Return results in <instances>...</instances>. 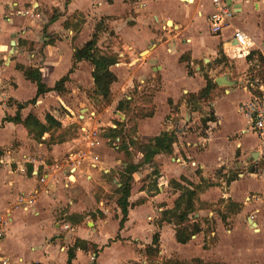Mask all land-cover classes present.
<instances>
[{
    "label": "crops",
    "instance_id": "0c3cea01",
    "mask_svg": "<svg viewBox=\"0 0 264 264\" xmlns=\"http://www.w3.org/2000/svg\"><path fill=\"white\" fill-rule=\"evenodd\" d=\"M227 2L235 13L232 25L215 35L209 28L213 11L209 0H0V217L5 222L0 264H67V251L76 240L89 247L76 250L71 264H148L144 249L156 232L160 261L264 264V171L259 168L264 143L245 133L247 125L239 136L220 139L218 100L231 91L237 94V84L248 96L246 101L250 97L245 81L241 85V78L228 67L206 66L216 62L222 50L226 59L237 60L229 61L234 66L231 70L241 69L246 79L255 64L241 54L228 58V43L236 28L264 44V0ZM99 22L104 29L97 48L101 54L117 57L110 67L117 80L110 86L111 101L96 109L88 96L94 91L93 67L87 61L73 67V52L91 38ZM11 41L15 45L8 60ZM22 68L37 69L47 88L64 76L68 81L64 95H56L54 101L47 98L54 92L38 97L34 106L20 110L21 119L32 114L44 124V117L28 112L30 107L43 111L41 106L49 102L64 112L62 118L51 114L57 120L78 116L80 126L96 128L93 146H85L81 133L73 141L78 147L65 140L47 146L43 142L47 134L36 139L20 123L1 125L36 95L35 84ZM205 74L214 83L227 76L234 84L223 86L222 94L211 103L215 121L208 123V131L191 133L198 111L189 109L184 96L205 88ZM23 89L29 92L24 95ZM246 101H238L236 112ZM119 103H123L122 110H117ZM141 112L151 116L137 119L133 115ZM118 116L124 118L119 125ZM117 126L121 136L111 138ZM162 132L176 134L173 152L145 160L135 145L149 144ZM245 135H254L258 145L241 142ZM32 146L38 151L36 158L26 152ZM79 152L81 165L73 171L70 155ZM127 164L137 168L131 175V206L120 228L117 189ZM155 169L157 177L152 176ZM232 172L239 179L227 185L224 178ZM181 178L193 185L201 178L214 184L198 196L199 203L212 209H198L192 215L202 230L203 219L211 216L215 221L210 234L215 240L208 248L204 230L179 244L173 224L157 227L162 212L171 210L180 195L170 182L186 185ZM20 198L26 201L24 209L17 204ZM220 200L241 205L237 215L226 218V228L215 210ZM137 201L142 203L134 205Z\"/></svg>",
    "mask_w": 264,
    "mask_h": 264
},
{
    "label": "trees",
    "instance_id": "16d2710c",
    "mask_svg": "<svg viewBox=\"0 0 264 264\" xmlns=\"http://www.w3.org/2000/svg\"><path fill=\"white\" fill-rule=\"evenodd\" d=\"M101 23H98L95 26V30L91 35V38L79 49H75L73 52V67L81 61L89 62L92 67V79L94 84V91L93 93L99 97H101L105 102H110L111 100V91L110 86L113 84L117 79L116 76L110 71V67L113 66L116 61L117 57L115 56H108L106 54H101L97 48V40L101 30L104 29ZM254 55L250 54L246 57L247 61H253ZM254 68V69H253ZM253 70L257 71V75L260 79H264V61L257 55L256 57V64L252 67ZM24 76L30 80L36 86V95L35 97L20 105L14 115V117H5L2 120V124L5 122H12V123H20L24 126V128L29 132L34 134L36 139H40V137L44 134H48L51 132L52 129H57L61 127V123L59 120L54 118L51 114L47 113L44 116L45 123H41L34 115L28 114L25 119H21L20 110L25 108L28 104H33L37 100L38 97L43 96L46 93L54 92V94L59 95L60 93L64 92V85L68 81V76L62 77L58 80L53 88H47L41 81L40 72L37 69L27 68L23 69ZM189 70V68H188ZM250 69V71H253ZM190 74V73H189ZM204 80L206 82L205 88L201 90L198 94H188L186 95V104L192 111H197L198 109V102L204 98H207L212 89L216 88V84L209 79L207 76H204ZM127 103V101L125 102ZM197 105V106H196ZM123 109V103H119L117 106V110ZM151 113H146L143 117H149ZM214 116L212 113L208 115L207 118H204L201 122L205 126L209 122H214ZM119 125V122L117 123ZM115 129V134L110 135L111 138H116L121 136L120 130ZM52 139V138H50ZM177 137L174 132H162L160 135L156 136L151 140L149 144L146 145H139L138 150L144 155L145 160H150L154 156L158 154H171L173 152V145L176 142ZM64 141V137H61L55 143H62ZM124 145V144H122ZM137 166L133 164H127L123 169V174L121 175V185L117 189V204L121 211V218L119 221V227L122 228L124 222L127 219V212L128 208L131 206L128 202V198L130 196L131 191V182L132 177L131 175L135 172ZM158 172L156 169L152 172V176L157 177ZM236 178L231 176L226 180V184L229 185L231 182L235 181ZM181 181L184 182L186 185H181L178 182L171 181V185L173 188L177 189L180 192L179 197L174 202V207L171 210H166L162 212V217L160 220L157 221V227H161V225L165 222L168 224H173L175 226V239L179 244H186L192 236L201 233L203 230L200 224L193 222L190 224V215H193L197 210L196 203H199V194L204 190L208 189L209 187L214 186L213 183L204 180L203 178L200 179V183L197 185H193L191 183L186 182L185 179L181 178ZM142 201H137L134 205L141 204ZM227 204L226 213L234 214L238 213L241 209V205L233 203L230 200H220L218 204ZM204 207H209L207 204H201ZM220 215V214H219ZM226 214L221 213V220L224 222L226 220ZM71 216L69 219L72 222H77L75 218ZM75 217V216H74ZM80 221L82 218H79ZM187 224V226H185ZM206 233V231H205ZM159 243V234L156 232L152 237L151 245L146 246L144 249V256L149 260V258L156 257L159 253L158 248ZM88 244L81 240H76L72 247H70L67 251V264H71V261L75 257L76 250H88ZM93 247V246H92Z\"/></svg>",
    "mask_w": 264,
    "mask_h": 264
},
{
    "label": "rangeland",
    "instance_id": "374dc122",
    "mask_svg": "<svg viewBox=\"0 0 264 264\" xmlns=\"http://www.w3.org/2000/svg\"><path fill=\"white\" fill-rule=\"evenodd\" d=\"M99 23H101V24H99L100 27H101L103 25V23L102 22H99ZM7 50H8V54H9V50L10 49L8 47H7ZM11 57H12V54L11 55L9 54L8 57H6V58L8 60H10ZM229 61L233 63V62H235L237 60L235 59V61H234V60H228V59H226V57H224V55L222 53V50H221L219 52V56L217 58V61L216 62H210L206 66L208 68H211V69H215V67L216 68L217 67L219 68V67L226 66V67H228L230 69V72L233 73L235 77H240L241 78L240 84L241 85H244L245 75L240 73L241 69H238L239 71L237 70V73L235 71L233 72V70H231V69L234 68V66H233V64L230 65L229 64ZM0 63H2V62H0ZM252 66H250L251 70L254 69V68L252 69ZM201 67H202V65H201ZM242 68H243V66H242ZM221 70L222 71L220 73L223 72L224 68H222ZM188 71H189V73L191 75L193 74V71L191 70V68H189ZM253 71H255V70H253ZM253 71H251V73H253ZM205 76H207L209 78V76L207 74H205ZM236 89L238 90V93L237 94H235L234 91H231V94L230 95H226V96L224 95V96L221 97L220 100H218L217 106H218V109H219V117H220V119L222 121V125H221V128H222L221 134L222 135L220 136V139L223 140V141H225L227 135L239 136L240 130L243 127L246 126V120L236 112V106L239 103L238 101L240 99L242 101H246L247 98H248V96L246 94H244V92L241 90V87L238 84L236 85ZM222 90H224V87L223 86H221L220 88H217V86H216V88H214V89L211 90V92H210V94H209V96L207 98H204V99L200 100L197 103L198 106L197 105L196 106L198 107V109H197L198 112H197V115L194 118L195 119V122L189 128V131L191 133H198L199 132V133L205 134V132L208 131L206 129L208 127V124L204 126L201 121L204 118H207L210 113H212V116H213V109L211 107V103L213 102L214 98H216V97H218V96H220L222 94ZM231 90H235V89H231ZM28 92L29 91H27L26 89H23V94L24 95H26V93H28ZM64 93H65V89H64V92L60 93L59 95L60 96L61 95H64ZM142 93H143V91H142ZM50 95H52V97ZM50 95H48L49 97H47V98H50L51 101L52 100L54 101L55 98H56V94H50ZM88 96L90 98V102L94 105V107L96 109H101L107 103H109V102H105L102 98L100 99L99 97L95 96L93 93L88 94ZM186 97L187 96L185 95L184 96V100H186ZM139 98L142 99V97H139ZM144 100H146V98H144ZM129 102L130 101H127V103H129ZM34 105L35 104H33L31 106H34ZM43 105L41 106V109H43V111L38 112L36 110V107H34V108H31L30 107V109H29L30 112H28V113H33V114L35 113V115L40 114L42 117H44L45 114H47V113L53 114V115H57L60 118H62L61 116L64 115L63 114L64 112L63 113L60 112L61 110H59L56 106L53 107L51 105V103H49V102L46 103V105H44V106ZM27 107L29 108V106H27ZM26 113H27V111H24L22 114H26ZM144 114H146V113L141 112V113H138V114L137 113H134L133 115L137 119H139V118L143 117ZM126 116H128V115H126ZM115 121H116V119H115ZM132 121H135V120L132 119ZM70 124H72V125H67L65 128L60 127V128H57V129H52L51 132L46 135V140L43 141V142H45V145H47V146L53 145L61 137H64V140L65 141H68L71 144H73L76 147H78L77 142L74 143L73 141L79 138V136H80V127L81 126L78 123H76V122H73V123H70ZM50 138H52V139H50ZM37 142L38 141H36V143ZM241 142H243L244 144H247V145H251L253 147H256L258 145V140L255 138L254 135H245V136H242ZM34 146H32V150H27L26 152H27V154L30 157L36 158L38 151H36V148H34ZM135 147H137V149H138L137 144L135 145ZM237 162L234 161V164H236ZM259 164H260L259 165V168L262 171H264V161H261ZM242 171L244 172V170H242ZM231 176L235 177L237 180L239 179L238 175L235 172H232L231 174H229L227 177L224 178V181H226ZM255 196H257V195H255ZM197 208L198 209H206V210H211L212 209L211 206H209L207 208V207L202 206L201 204L200 205H197ZM226 209H227V204L226 203L217 204L215 210L217 211L218 220L219 219L220 220L222 219L221 216H220L221 213L226 214L225 216L227 217V219L232 218L233 216L237 215V213H234V214H228V213H226ZM197 212L198 211H196V213ZM192 218H193L192 215H190V218H189L190 219V224L193 223ZM226 221L227 220H224V222H223L224 225H225V228L228 226V223ZM203 223H204V228H203L204 234H205L206 237H209L207 239V242L205 241L206 244L204 246H205V248H208V246L209 245H212L213 242H214V240H215V238H212V236H210V234L213 233L214 230H215V221L210 216L207 219H203ZM244 224L246 225L245 222H244ZM185 226H187V224ZM205 231H206V233H205ZM147 261H148V264H174V261H167V262L164 261V260L160 261L158 255L156 257L149 258V260H147Z\"/></svg>",
    "mask_w": 264,
    "mask_h": 264
},
{
    "label": "built area",
    "instance_id": "2783aa9c",
    "mask_svg": "<svg viewBox=\"0 0 264 264\" xmlns=\"http://www.w3.org/2000/svg\"><path fill=\"white\" fill-rule=\"evenodd\" d=\"M209 5L212 8V13L208 17L209 28L212 34H220L223 30L227 29L232 25V19L234 17V11L230 3L227 0H209ZM236 41V46L231 47L230 42L228 43L229 50L231 52V57L227 54V57L234 59L235 54H241L245 57L250 54L255 53L254 60L251 63H256L257 55L264 61V44H259L251 37L246 35L240 29H233L231 40ZM230 40V41H231ZM227 51V52H228ZM226 52V53H227ZM245 90L249 93V100L243 103H240L237 107V113L246 120L247 131L245 133H251L259 137L261 142L264 143V79H260L257 75V71L249 73L245 79ZM79 122L80 119L78 116H69L62 119L60 123L64 125L65 122ZM118 122H124V118L121 116L117 117ZM80 133L84 138L85 146L91 147L94 144V138L97 135V129L87 130L84 127H80ZM117 142H115V147H117ZM71 165L73 164V171L75 168L81 165L80 152L77 154L70 155ZM1 163V161H0ZM44 178H41V182H44ZM32 203L31 201H28ZM26 203L23 199H18L17 204L26 208L24 204ZM5 222L4 219L0 217V250L1 243L5 237Z\"/></svg>",
    "mask_w": 264,
    "mask_h": 264
},
{
    "label": "water",
    "instance_id": "95a60500",
    "mask_svg": "<svg viewBox=\"0 0 264 264\" xmlns=\"http://www.w3.org/2000/svg\"><path fill=\"white\" fill-rule=\"evenodd\" d=\"M10 45H11V48H10L9 54L11 55V54H13V47L15 45V42L14 41H11ZM230 46L233 47V49L236 46V41L234 39L230 41ZM226 54L229 57H231V52L230 51H228ZM215 84L217 86H232L234 84V82L232 80H230L227 76H221V77H218V78L215 79ZM254 155L255 156L253 157V159L256 160V155L257 154H254ZM243 165L244 166H247L248 165V159H246L243 162Z\"/></svg>",
    "mask_w": 264,
    "mask_h": 264
}]
</instances>
